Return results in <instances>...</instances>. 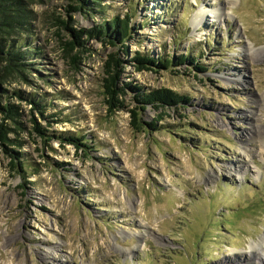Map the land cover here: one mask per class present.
Here are the masks:
<instances>
[{"label":"rangeland","instance_id":"1","mask_svg":"<svg viewBox=\"0 0 264 264\" xmlns=\"http://www.w3.org/2000/svg\"><path fill=\"white\" fill-rule=\"evenodd\" d=\"M87 1L19 0L27 26L11 40L28 44L25 72L0 83V103L17 108L14 120L0 113V264H244L264 237V0ZM126 15L125 108L111 111L105 66L118 48L87 33ZM62 22L84 47L68 51ZM138 52L205 71L138 72ZM127 85L191 101L147 109L137 132ZM73 136L92 151L60 138ZM7 150L23 154L24 174Z\"/></svg>","mask_w":264,"mask_h":264},{"label":"trees","instance_id":"2","mask_svg":"<svg viewBox=\"0 0 264 264\" xmlns=\"http://www.w3.org/2000/svg\"><path fill=\"white\" fill-rule=\"evenodd\" d=\"M81 5L76 7H70L73 10H82L88 8L90 5L89 1L81 0ZM79 8V9H78ZM132 16L126 15L124 19L116 17L110 22H104L103 25L97 27L93 31L87 33L88 39L95 38L103 43H108L112 47H117L118 50L109 56L108 62L105 66L106 78L104 79V92L106 96V102L111 111L122 110L125 108V96L126 87L120 88V78L124 68V61L121 59L122 53H127V44L133 39L134 29L131 25ZM27 13L26 10L20 7L19 0H0V83L6 82L8 74H23L25 68L22 64L25 54L20 51L23 46H28L27 43L23 42L19 46H16V42L11 40L19 26H27ZM63 26L70 30L74 41H70L66 44L68 51H74L76 47H84L87 40H83L84 31H76L71 29L66 22H62ZM26 41V40H25ZM79 61V57L76 55L72 62L75 66ZM197 65L195 69L200 72H204L205 68H200L197 59H188L187 57H181L178 62H175L173 58L159 57L154 58L150 55H143L142 53H136L131 62L134 64L138 72H154L159 73L160 71H168L172 67L177 68L181 65L189 62ZM127 87L135 93L134 100L138 106L131 111L133 118V127L138 132L141 131V113L147 109L152 108L156 111L160 110H175L180 109L183 105H188L191 99L182 96L170 89H158L152 91H145L140 87ZM1 91V90H0ZM17 95V94H16ZM31 103L35 108L40 109V114L44 117L45 107L41 105L39 101L32 100ZM0 113L4 118L14 120L17 115V108L13 105L0 103ZM34 123L35 120H34ZM145 126L152 131H158L157 122L146 123ZM35 131L45 137H50L47 130H44L36 123L34 126ZM68 143L84 148L86 151H92L93 147L89 143L87 137H60ZM9 141L7 136V130L4 126L0 127V142L5 144ZM8 154L11 155V167L14 171L19 173H25L27 164L22 160L23 154L15 153L14 151L7 150Z\"/></svg>","mask_w":264,"mask_h":264},{"label":"bare ground","instance_id":"3","mask_svg":"<svg viewBox=\"0 0 264 264\" xmlns=\"http://www.w3.org/2000/svg\"><path fill=\"white\" fill-rule=\"evenodd\" d=\"M203 20H204V17H202V18L196 17L194 19V23L199 24V22H202ZM256 246H258V247H256ZM256 246L254 244L250 247L249 251H246V253L244 252V254L246 256L245 258L247 259V261H244L245 262L244 264H251L250 259L252 256H255V260L253 262H255L256 260L258 261V262H255V264H264V237L261 239V241ZM254 249H256L255 253H254ZM255 254H257V255H255ZM235 259H237V257ZM240 263L243 264L242 262H240Z\"/></svg>","mask_w":264,"mask_h":264}]
</instances>
